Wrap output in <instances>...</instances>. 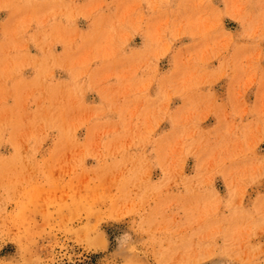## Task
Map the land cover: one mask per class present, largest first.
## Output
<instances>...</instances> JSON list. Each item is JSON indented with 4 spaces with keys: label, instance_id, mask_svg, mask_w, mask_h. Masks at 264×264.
<instances>
[{
    "label": "rangeland",
    "instance_id": "374dc122",
    "mask_svg": "<svg viewBox=\"0 0 264 264\" xmlns=\"http://www.w3.org/2000/svg\"><path fill=\"white\" fill-rule=\"evenodd\" d=\"M0 264H264V0H0Z\"/></svg>",
    "mask_w": 264,
    "mask_h": 264
}]
</instances>
